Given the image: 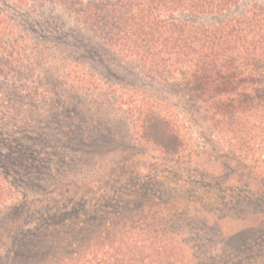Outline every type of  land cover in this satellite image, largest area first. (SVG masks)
<instances>
[{"label":"rangeland","instance_id":"rangeland-1","mask_svg":"<svg viewBox=\"0 0 264 264\" xmlns=\"http://www.w3.org/2000/svg\"><path fill=\"white\" fill-rule=\"evenodd\" d=\"M245 10L264 11V0H238L231 15ZM2 16L9 33L0 36L8 56L0 55V253L6 238L48 235L42 227L54 223V237L73 239L70 248L56 245L57 258L90 242L87 264H264V236L262 250L233 247L258 218L237 203L248 196L244 187L230 192L231 168L185 151L166 156L146 139L134 108L144 98L162 110L179 106L173 89L140 76L137 63L73 26L55 2L0 0ZM180 131L186 145L191 136L213 148L200 130ZM130 226L139 234L119 238Z\"/></svg>","mask_w":264,"mask_h":264},{"label":"trees","instance_id":"trees-1","mask_svg":"<svg viewBox=\"0 0 264 264\" xmlns=\"http://www.w3.org/2000/svg\"><path fill=\"white\" fill-rule=\"evenodd\" d=\"M48 1L64 8L73 26L99 38L109 52L137 63L140 76L173 89L179 106L162 110L144 98L134 108L141 129L149 132L146 139L166 156L185 151L187 156H205L231 168L230 192H240L244 187L248 196L238 198L237 203L246 205L252 210L250 215L258 218L257 230L251 228L253 234L237 235L246 240H233V247L246 252L242 247L250 243L262 250L257 239L264 236V206L257 202L260 193L264 194V11L245 10L232 16L238 0ZM176 13H187L191 20H179L174 17ZM201 18L213 21L201 24ZM8 29L7 19L0 17V36H7ZM0 55L8 58L1 49ZM181 128L189 135L200 130L201 140L215 149L199 146L191 136L187 140L192 144L186 145L180 141ZM211 185L212 190L221 187L219 183ZM75 225L76 230H82ZM51 227L54 223L45 224L42 230L49 234L41 237L6 238L1 244L0 264H87L88 251L96 246L87 242L79 251L57 258L55 249L61 242L70 248L73 239L65 234L59 240ZM138 231L130 226L116 234L123 238L132 233L136 236ZM101 235L99 232L96 238ZM80 238L84 239L81 234Z\"/></svg>","mask_w":264,"mask_h":264}]
</instances>
